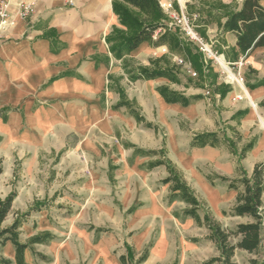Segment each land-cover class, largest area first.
Listing matches in <instances>:
<instances>
[{
  "label": "crops",
  "instance_id": "0c3cea01",
  "mask_svg": "<svg viewBox=\"0 0 264 264\" xmlns=\"http://www.w3.org/2000/svg\"><path fill=\"white\" fill-rule=\"evenodd\" d=\"M29 1L33 3L34 9L31 17L9 29L0 39V109H10L0 117V160L3 168L0 174V198L2 199L12 191L10 178L15 161L24 163V172L36 171L39 167V158L43 153L59 150L71 137H75V144H78L96 140L98 133L103 135L112 133L113 127L125 124L121 119V113L125 112L128 115L125 108H120L118 111L112 110V106L119 101L118 95L107 88L108 75L116 78L124 76V70L121 68L122 60H115L108 52L104 38L113 27H120L112 11L113 0ZM214 1L225 5L231 4L237 10L243 4V0H192L188 4L196 10L208 8ZM260 3L264 7V0H260ZM204 17V14L200 16L197 13L196 20H202ZM224 22L225 19L222 20V23ZM49 29L54 30L58 39L65 45L55 54L50 52L49 41L41 37L43 32ZM205 36L207 37L203 39L211 50L220 55L224 63L237 70L240 76L243 75L245 81L253 84L255 80L264 78V47L254 49L247 57H239L238 61H230V58L226 61L219 50L235 47L237 36L230 32L221 35L215 22L205 28ZM161 47L143 43L127 54L124 59L133 64L137 62L147 65L151 58L164 56L159 51ZM166 55L171 56L170 52ZM94 56L102 60L97 66L93 60ZM106 59L108 62H105ZM249 69L255 72L250 73ZM214 70L218 73L215 67ZM67 71H74L78 77L57 78ZM53 78L57 79L48 83ZM164 80L167 84L160 85L154 90L156 103L162 110L168 108L171 111L181 112L198 132L193 134L192 138L203 132H217L220 138L225 136L228 139L233 138L234 131L241 136V140L237 143L236 154L230 153L225 145L215 147L205 145L200 148L189 146L197 156L202 157V161L209 163L214 173L218 175V182H215V185L210 184L209 188L214 190L217 187L221 196L232 201L229 210L231 213L229 222L232 227L228 226V229L232 231L238 224L251 222L252 218L249 216L232 215V209L241 188L229 189V182L222 181L220 178H226L228 181L240 178L241 170L250 176L255 164L264 161V106H259L264 101V86L251 90L246 85L242 89L232 83L230 84L232 90L223 100H220L217 95H212L208 98L203 97L188 106H182L178 103H166L157 89L161 86H169L181 92L182 95L189 96L184 93V90L192 88L186 89L163 78L149 81L136 80L132 83L124 78L120 84L124 86L127 98L137 102L140 114L146 122L147 115L143 114V106L137 94H133L132 91L140 89L142 84L151 89L156 82ZM217 82L225 83L219 73ZM199 91L203 95V90ZM246 109L247 114L238 122L231 120L235 112ZM126 122L133 128L139 125L132 116H129ZM230 126L233 130L227 128ZM255 136L257 140L254 147L247 152L245 158L239 160L238 152ZM162 148L166 150L165 158L171 162L167 158L166 147L160 149ZM183 180L190 187L186 178L183 177ZM167 185H163V188ZM20 194L21 192L16 190V198L13 200L10 211L13 207L20 209L17 206L20 203ZM261 203L264 206V188ZM9 214L0 224V228H6L11 224L7 221ZM193 222L196 221L186 216L182 226L185 229L192 228ZM262 222V242L258 249L249 253L235 249L233 261L241 264L240 259L244 262L260 259L259 264H264V213ZM220 223L222 227L227 228L225 223L221 221ZM200 229L198 227V230ZM209 233L206 225L203 226L200 235L201 243H207L208 250L211 252L209 255H202L199 258V264H216L208 263L210 259L218 257L215 243L206 238ZM240 239L239 235L234 236L230 242L233 244ZM6 246L7 243L3 247ZM191 248H198V246L193 245ZM154 259L152 258V261ZM205 261L207 263H204ZM193 264H196L195 261Z\"/></svg>",
  "mask_w": 264,
  "mask_h": 264
},
{
  "label": "rangeland",
  "instance_id": "374dc122",
  "mask_svg": "<svg viewBox=\"0 0 264 264\" xmlns=\"http://www.w3.org/2000/svg\"><path fill=\"white\" fill-rule=\"evenodd\" d=\"M171 59L179 65L181 80L194 79L186 63ZM211 61L222 81H228L217 61ZM229 67L236 77L237 70ZM241 77L244 88L246 81ZM164 84L165 80L156 82L151 89L142 84L132 91L143 106L147 122L155 128L145 124L130 127L126 122L129 116L122 112L125 124L113 127L112 133H98L96 140L78 144L71 137L59 150L43 153L36 171L24 172L23 162L13 163L10 185L12 191L21 192L20 209L13 207L7 221L12 223L16 214L30 212L19 229L18 241L29 244L33 237L41 241L24 251L25 264H199V258L211 252L207 243H201L203 216L209 214L231 231L232 201L221 196L217 187L209 188L218 182V175L189 146L193 134L198 133L195 126L181 112L162 110L156 103L154 90ZM184 93L196 95L201 91L188 89ZM161 147H166L167 158L186 178L199 204L204 202L197 211L200 224L193 222L192 228L182 226L190 206L180 198L170 201V183L163 188L166 168L148 169L158 156L132 157L134 149L153 151ZM193 245L198 248H191ZM128 249L131 261H127ZM145 251L148 256L140 261ZM0 252L1 257L16 264L12 244L0 246Z\"/></svg>",
  "mask_w": 264,
  "mask_h": 264
},
{
  "label": "trees",
  "instance_id": "16d2710c",
  "mask_svg": "<svg viewBox=\"0 0 264 264\" xmlns=\"http://www.w3.org/2000/svg\"><path fill=\"white\" fill-rule=\"evenodd\" d=\"M240 9H235L231 4H222L214 1L208 8L193 9L191 5L186 4L187 12L189 14H204V19L196 20L195 30L200 36L206 38L205 28L212 22L218 26L221 35L228 32L237 36L235 47H228L226 50H219V53L225 56L226 61H238L239 57H247L254 49L264 47V7L260 0H243ZM113 14L117 17L120 27H113L111 31L104 37L108 47V52L117 61L122 60L121 68L124 70V76L114 77L108 75L109 90L114 91L118 95V103L112 106V110L118 111L120 108H125L128 115L132 116L138 124H145L147 128L154 127L147 123L140 114V108L135 100H129L126 91L120 82L126 78L128 82H135L136 80H146L163 78L172 84L183 86L184 88H192L194 90L208 91L210 95H217L220 100L225 99V96L230 93L232 87L230 84L218 83V73L212 67V61L205 58L204 54L199 51L192 43L187 42L178 31L167 26V16L164 15L157 0H113L111 2ZM225 22L222 23V20ZM36 27V26H35ZM164 29L165 32L158 34L156 38L154 33ZM43 39L49 41L50 52L55 54L60 49L64 48V43L58 39L54 30L49 29L41 35ZM147 43L153 47L164 46L170 52L171 56L164 55L158 58H151L147 65L140 63L128 62L124 57L130 52L134 51L141 44ZM177 55L181 61L186 63L194 73L195 79H186L184 82L179 76V65L172 62L171 57ZM95 66L98 65L99 60L97 56L93 57ZM105 62H108L106 59ZM250 73H254L249 69ZM73 77L78 75L74 71H67L60 77ZM57 78L50 79L48 83L55 81ZM249 89H255L264 86V78L255 80L251 84L248 81L245 83ZM159 95L167 103H178L182 106H188L203 99V95L184 96L181 92L171 89L169 86H161L157 89ZM259 106H264L262 101ZM9 108L0 109V117L9 111ZM247 114L246 110L235 112L231 120L238 122ZM4 119V117H3ZM155 128V127H154ZM233 130L232 127H227ZM234 136L231 139L223 136L220 138L217 132H203L195 135L192 138L190 146L192 148H200L205 145L212 147L218 145H225L228 151L233 154L237 153V143L241 140V136L234 131ZM1 139V138H0ZM257 137H252L245 146L238 152V159H243L255 145ZM127 148L129 145H125ZM62 150L61 152H63ZM60 152V153H61ZM165 148L153 151H144L140 148L134 149L132 157L158 156L148 164V169L151 170L157 166H165L168 176L161 181V183H170V201L180 198L184 203L186 202L190 207L184 212V216L191 217L198 224L200 218L197 213L199 205L198 199L192 192L190 187L181 177V174L174 164L165 158ZM3 172L0 160V174ZM240 178L228 179L221 177L222 181H227L229 189L241 188L237 194L236 202L232 209V215L251 217L252 221L249 223H241L236 225L233 231L225 230L220 223L215 222L209 214L203 216V222L209 229L210 233L208 239L215 243L218 257L212 258L208 263L216 264H238L233 261L235 249L245 252H253L258 249L262 242L261 231L263 228L262 214L264 213V206L261 203V196L264 188V161L255 164L250 176L241 170ZM111 178V173H110ZM16 198V191H11L4 199L0 198V224L5 220L8 212L11 209L13 200ZM30 212H25L22 215L16 214L11 225L0 229V246H5L6 243L12 244L14 248V259L16 264H25L24 251L30 247L31 243H40L39 237L30 239L29 244H21L18 241L19 229ZM240 236V240L236 243H231L230 238L233 236ZM140 261L147 258V251L140 256ZM131 250L128 249L127 261L132 260ZM139 261V262H140ZM0 256V264H11ZM250 263L255 264V260H250ZM172 264H177V261Z\"/></svg>",
  "mask_w": 264,
  "mask_h": 264
},
{
  "label": "built area",
  "instance_id": "2783aa9c",
  "mask_svg": "<svg viewBox=\"0 0 264 264\" xmlns=\"http://www.w3.org/2000/svg\"><path fill=\"white\" fill-rule=\"evenodd\" d=\"M164 15L167 16V26L178 31L187 42L192 43L199 51H201L208 60L215 59L218 56L215 51H212L210 46L204 41L203 37L195 30V22L197 14H189L187 12L186 4L189 0H157ZM33 3L29 0H0V39L9 31V29L17 26L19 22H24L33 14ZM164 29L157 30L153 37L156 38L158 34L164 33ZM162 53H166L165 47L160 48ZM168 53V52H167ZM179 63L181 59L177 56H172ZM226 64V63H225ZM229 67V65L226 64ZM222 73H226L221 68ZM192 78H196V73L190 69ZM227 78V77H226ZM236 78L241 84L243 79L238 73ZM228 82V81H224ZM232 84L231 81H229ZM227 83V84H229ZM205 96L210 95L208 91H203ZM240 99V98H238Z\"/></svg>",
  "mask_w": 264,
  "mask_h": 264
},
{
  "label": "bare ground",
  "instance_id": "6f19581e",
  "mask_svg": "<svg viewBox=\"0 0 264 264\" xmlns=\"http://www.w3.org/2000/svg\"><path fill=\"white\" fill-rule=\"evenodd\" d=\"M216 61L218 65L221 66V68L224 69V71L227 73L228 81L235 82L238 86H240L243 89L241 82H239L238 79L233 75V73L230 71L228 66H226V64L222 61V59L218 57L216 58Z\"/></svg>",
  "mask_w": 264,
  "mask_h": 264
}]
</instances>
